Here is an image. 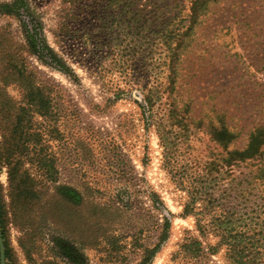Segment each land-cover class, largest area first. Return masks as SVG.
I'll use <instances>...</instances> for the list:
<instances>
[{
    "label": "rangeland",
    "instance_id": "rangeland-1",
    "mask_svg": "<svg viewBox=\"0 0 264 264\" xmlns=\"http://www.w3.org/2000/svg\"><path fill=\"white\" fill-rule=\"evenodd\" d=\"M190 5L0 0L5 264H141L144 248L160 241L164 211L168 237L148 264H231L218 244L223 218L233 233L249 227L263 240L264 261L258 164L223 161L264 129V0L210 1L170 80L160 33L185 30ZM220 128L233 136L226 146ZM22 180L33 187L28 206L16 202ZM188 239L199 242L198 258L181 251Z\"/></svg>",
    "mask_w": 264,
    "mask_h": 264
},
{
    "label": "trees",
    "instance_id": "trees-1",
    "mask_svg": "<svg viewBox=\"0 0 264 264\" xmlns=\"http://www.w3.org/2000/svg\"><path fill=\"white\" fill-rule=\"evenodd\" d=\"M210 1L215 0H190V14L188 25L185 26V30L177 29L171 30L167 32H161L162 38V46H164V50H166L167 57V66L169 69L170 80H172V73L175 70V61L179 55L180 48L185 44V40L192 33L194 25L198 22L199 17L205 13L208 3ZM174 43V45H172ZM30 49H34L36 51V43L33 40L29 41ZM163 51V48H162ZM53 62H57L58 66L62 71L70 75L75 79L74 75L71 74L70 69L67 67L65 62L61 60H56L54 56H50ZM19 79H21V84L24 89H27L29 95L32 96L31 100L33 103H36L38 107L44 108L48 101L43 97L38 95V87L33 86L30 79H27L23 76V73L19 71ZM36 97V100H35ZM147 98V97H146ZM152 98H147V104L151 105ZM174 114V110L169 111V118H172ZM180 119L184 122V118L180 117ZM16 129V128H15ZM217 140H219L224 146L229 144L232 140L233 136L224 128H220L216 133ZM247 160L256 161L258 164V169L256 173V177L264 180V129L257 128L250 133L249 141L245 148L242 150H232L227 152V156L223 158V161L226 165H231L232 163H240ZM33 194V187L31 184H28L25 180L19 181L16 186V194L15 197L20 199V201H16L17 203H21L22 206H28L31 202L30 198ZM150 200L152 201L154 206H157L160 210H162L163 203L160 200L158 194L150 193ZM15 202V203H16ZM188 205H185L184 214L188 213ZM183 214V215H184ZM163 218L162 230L160 233V241L155 244L153 247H145L144 248V256L141 264H148L154 254L160 248L162 242L167 239L168 231H169V212L164 211L161 213ZM225 220H218L216 225L218 234L220 236L219 245H225L226 247V258L230 260L231 264H264L260 258L262 256V252L259 250V247L263 245V240L254 235H247L251 228L247 227L244 230V233L234 232V227L232 225V221L223 218ZM3 213L0 211V233L2 236V240L4 241V230H3ZM181 251L184 255L191 258H198L202 252L199 242L196 239H188L181 245ZM5 259L8 258L7 252L5 250ZM191 264H206L202 262H192Z\"/></svg>",
    "mask_w": 264,
    "mask_h": 264
},
{
    "label": "water",
    "instance_id": "water-1",
    "mask_svg": "<svg viewBox=\"0 0 264 264\" xmlns=\"http://www.w3.org/2000/svg\"><path fill=\"white\" fill-rule=\"evenodd\" d=\"M0 264H5L4 246H3L1 233H0Z\"/></svg>",
    "mask_w": 264,
    "mask_h": 264
}]
</instances>
